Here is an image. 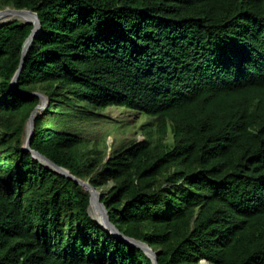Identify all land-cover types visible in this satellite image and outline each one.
<instances>
[{
  "label": "trees",
  "instance_id": "16d2710c",
  "mask_svg": "<svg viewBox=\"0 0 264 264\" xmlns=\"http://www.w3.org/2000/svg\"><path fill=\"white\" fill-rule=\"evenodd\" d=\"M34 24L0 25V264H264V0H0ZM144 117L135 126L101 115ZM108 125L98 138L73 130ZM110 148V151H109Z\"/></svg>",
  "mask_w": 264,
  "mask_h": 264
},
{
  "label": "water",
  "instance_id": "95a60500",
  "mask_svg": "<svg viewBox=\"0 0 264 264\" xmlns=\"http://www.w3.org/2000/svg\"><path fill=\"white\" fill-rule=\"evenodd\" d=\"M10 12H18V13H23V12H28L31 13L33 19L31 21H28V23H32L34 24V28L32 30V33L30 34V36L28 37V39L26 40L24 47H23V54H22V61H21V66L19 68V70L17 71L16 75L14 76L12 83H11V88L13 90H16V86H17V82L19 80L23 65H24V61L28 52V45H31V43L33 42V39L37 36V34H39L41 32V21L38 17V15L32 11V10H27V9H15V8H11V7H7L3 10H0V19L3 18L4 16H6L7 14H9ZM15 20H20L22 22H25L21 19H13V20H9V21H4L1 24H5L11 21H15ZM34 95L38 96L40 98V101L44 100L45 103L43 106H41V102L40 104L36 107V109L33 111L30 119L28 120L26 127H25V140H24V150L26 151H30L33 155L34 158H36L37 160H39L42 164H44L45 166L49 167L50 169H52L53 171L66 176L72 180H74L77 184L81 185L86 191L89 192L90 194V205H89V213L90 215L93 217V215L90 212L91 206H92V192L95 193L96 195V203L97 206L103 211V219L104 221H97L94 217V219L96 220L97 223H99L101 226L105 227L107 230H109L113 235L119 237L120 239H122L123 241L127 242L129 245L138 247L140 249H142L153 261V264H159L158 263V256H157V252L154 251L148 244L143 243L141 241L135 240L133 238H129L127 236H125L123 233H121L114 225L113 223L110 221L108 215H107V208L105 207V205L101 202V191L97 190L92 184H90L88 181L83 180L81 178H78L77 176L73 175L69 170H67L66 168H63L61 166H58L57 164H55L53 161H51L49 158H47L46 156L42 155L40 152L32 150L31 149V139L32 136L34 134L35 131V119L37 117V112L39 110L45 109L47 108V106L49 105V98L44 95V94H39V93H34ZM200 264H209V262L203 260L200 262Z\"/></svg>",
  "mask_w": 264,
  "mask_h": 264
},
{
  "label": "rangeland",
  "instance_id": "374dc122",
  "mask_svg": "<svg viewBox=\"0 0 264 264\" xmlns=\"http://www.w3.org/2000/svg\"><path fill=\"white\" fill-rule=\"evenodd\" d=\"M45 103L44 100L41 101V106H43ZM46 109V108H45ZM45 109L39 110L37 112V115L41 114L44 112ZM101 115L109 120V123L111 122L110 120H116L118 123H126L127 125H134L135 130L134 131H129L127 133H122V132H116L108 138L107 142L109 145H112L114 142L115 138H123L127 139L130 137H137L140 138V126L142 123L145 122V118L137 115L136 113L124 109V108H110L107 112H101ZM112 124V123H110ZM85 125L82 120H78L73 124V130L79 134H83L86 138L88 139H96L98 138L105 130L106 126L108 125V122L105 121V124L102 122L101 124H91L90 126H87L84 128L83 126ZM110 151V148H109ZM91 212V209H90ZM94 217V216H93Z\"/></svg>",
  "mask_w": 264,
  "mask_h": 264
},
{
  "label": "bare ground",
  "instance_id": "6f19581e",
  "mask_svg": "<svg viewBox=\"0 0 264 264\" xmlns=\"http://www.w3.org/2000/svg\"><path fill=\"white\" fill-rule=\"evenodd\" d=\"M13 19H21L25 22L31 21L33 19L31 13L23 12H10L6 16L0 19V23H3L4 21H9ZM27 48H30V45L27 46ZM91 214L94 216V218L97 221H104L103 219V211L97 206L96 203V195L94 192H92V206H91Z\"/></svg>",
  "mask_w": 264,
  "mask_h": 264
}]
</instances>
